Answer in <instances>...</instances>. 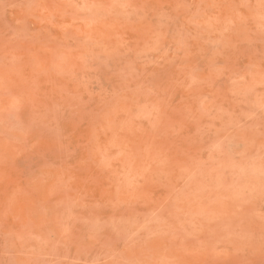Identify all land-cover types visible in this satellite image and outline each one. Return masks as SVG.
<instances>
[{
  "label": "rangeland",
  "instance_id": "374dc122",
  "mask_svg": "<svg viewBox=\"0 0 264 264\" xmlns=\"http://www.w3.org/2000/svg\"><path fill=\"white\" fill-rule=\"evenodd\" d=\"M0 264H264V0H0Z\"/></svg>",
  "mask_w": 264,
  "mask_h": 264
}]
</instances>
